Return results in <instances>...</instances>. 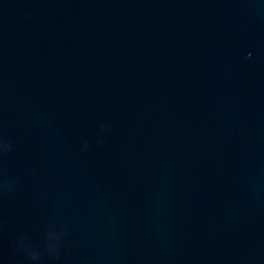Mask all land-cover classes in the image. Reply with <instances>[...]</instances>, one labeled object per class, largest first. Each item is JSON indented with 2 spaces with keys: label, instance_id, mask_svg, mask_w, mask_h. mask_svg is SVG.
Masks as SVG:
<instances>
[{
  "label": "water",
  "instance_id": "obj_1",
  "mask_svg": "<svg viewBox=\"0 0 264 264\" xmlns=\"http://www.w3.org/2000/svg\"><path fill=\"white\" fill-rule=\"evenodd\" d=\"M0 264H264V0H0Z\"/></svg>",
  "mask_w": 264,
  "mask_h": 264
}]
</instances>
